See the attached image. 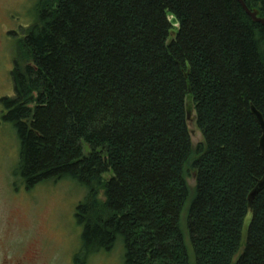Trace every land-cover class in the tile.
Instances as JSON below:
<instances>
[{"label": "trees", "instance_id": "obj_1", "mask_svg": "<svg viewBox=\"0 0 264 264\" xmlns=\"http://www.w3.org/2000/svg\"><path fill=\"white\" fill-rule=\"evenodd\" d=\"M243 2L264 19V0ZM10 77L17 175L84 187L81 256L120 241L124 264H264V190L247 205L264 26L238 0H37Z\"/></svg>", "mask_w": 264, "mask_h": 264}, {"label": "rangeland", "instance_id": "obj_2", "mask_svg": "<svg viewBox=\"0 0 264 264\" xmlns=\"http://www.w3.org/2000/svg\"><path fill=\"white\" fill-rule=\"evenodd\" d=\"M24 1L26 10L23 11L20 8ZM35 4L36 0H10V11H19L20 15L15 14L17 20L7 19L4 14L1 17L0 100L13 97L10 72L16 42L33 23ZM1 109L0 106V115ZM189 128L193 132L192 144L202 143L203 137L196 125ZM18 159L15 131L11 125L0 128V234H11V253L16 258L25 244L24 248L33 255L30 261L33 264H72V253L81 249L83 230L76 223V208L84 200L86 190L69 179L47 181L27 189L17 175ZM189 183L193 184L192 179ZM124 254V245L118 241L111 251L89 255L84 261L86 264H124Z\"/></svg>", "mask_w": 264, "mask_h": 264}, {"label": "flooded vegetation", "instance_id": "obj_3", "mask_svg": "<svg viewBox=\"0 0 264 264\" xmlns=\"http://www.w3.org/2000/svg\"><path fill=\"white\" fill-rule=\"evenodd\" d=\"M9 2L10 0H0V20L3 14H4V17H6L7 19L13 18L14 20H17L15 14H19V11H14V13L13 11H10L8 7ZM25 2L26 1H24V3L21 5L22 7L20 8V10L22 8H23V11L26 10L25 5H24ZM0 31H1V22H0ZM8 33H10V31L4 32L3 36L6 37ZM1 100H0V106L2 109H1V115H0V128L2 127L5 128L7 125H11V123L7 119V116L10 110L9 108H6L5 105L1 103ZM10 236L11 234H0V264H33L30 262L33 255L29 253L27 248H24L25 244L22 246L23 250L20 256L16 258L15 256L12 255L11 248H10ZM80 253H81L80 251L72 253L71 258H70V262H72V264H86V262L84 261L85 257L81 256Z\"/></svg>", "mask_w": 264, "mask_h": 264}, {"label": "water", "instance_id": "obj_4", "mask_svg": "<svg viewBox=\"0 0 264 264\" xmlns=\"http://www.w3.org/2000/svg\"><path fill=\"white\" fill-rule=\"evenodd\" d=\"M238 2L241 5V7L243 8V10L245 11V13L251 18V20L253 22L259 23L262 26H264V19L259 18L257 15V12L250 11L247 8V6L245 5V3L243 2V0H238ZM168 22L173 28L179 29V23L175 17L168 15ZM174 35H175V33L172 32L171 36H174ZM188 89L190 91V88H188ZM250 111H251L252 116L254 117L256 123L258 124V126L261 130L259 147H260V151H261V156L264 159V118H263V115L253 105H250ZM185 114H186V120H187L189 126L194 124L193 123V120H194V102H193V97L191 95H187V97H186ZM191 134L193 135V132H191ZM263 190H264V175H263L262 179L256 184V186L251 190V192L248 195L247 205H248L250 215L252 214V206H253V202H254L256 196L260 192H262Z\"/></svg>", "mask_w": 264, "mask_h": 264}, {"label": "bare ground", "instance_id": "obj_5", "mask_svg": "<svg viewBox=\"0 0 264 264\" xmlns=\"http://www.w3.org/2000/svg\"><path fill=\"white\" fill-rule=\"evenodd\" d=\"M258 15V14H257ZM172 33V32H171ZM258 125V124H257ZM192 126V125H191Z\"/></svg>", "mask_w": 264, "mask_h": 264}]
</instances>
